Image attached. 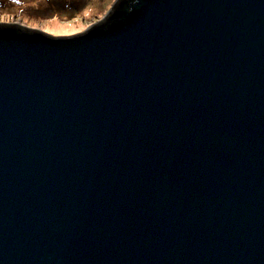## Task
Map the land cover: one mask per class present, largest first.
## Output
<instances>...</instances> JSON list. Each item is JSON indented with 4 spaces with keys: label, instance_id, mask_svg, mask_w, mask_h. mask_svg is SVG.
<instances>
[{
    "label": "water",
    "instance_id": "obj_1",
    "mask_svg": "<svg viewBox=\"0 0 264 264\" xmlns=\"http://www.w3.org/2000/svg\"><path fill=\"white\" fill-rule=\"evenodd\" d=\"M0 264H264V0L0 22Z\"/></svg>",
    "mask_w": 264,
    "mask_h": 264
},
{
    "label": "rangeland",
    "instance_id": "obj_2",
    "mask_svg": "<svg viewBox=\"0 0 264 264\" xmlns=\"http://www.w3.org/2000/svg\"><path fill=\"white\" fill-rule=\"evenodd\" d=\"M116 0H0V22L19 23L52 35L84 32Z\"/></svg>",
    "mask_w": 264,
    "mask_h": 264
}]
</instances>
